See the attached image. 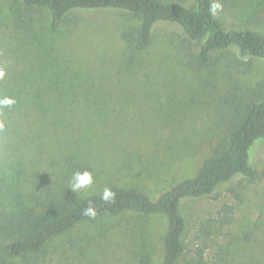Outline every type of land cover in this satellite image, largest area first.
Instances as JSON below:
<instances>
[{
    "label": "rangeland",
    "instance_id": "obj_1",
    "mask_svg": "<svg viewBox=\"0 0 264 264\" xmlns=\"http://www.w3.org/2000/svg\"><path fill=\"white\" fill-rule=\"evenodd\" d=\"M220 3L217 17L226 29L264 32V0ZM138 23L122 9H74L52 29L46 9L0 0V67L6 71L0 96L21 80L33 82L23 71L47 70L72 94L89 95L75 108L86 112L81 119L92 127L93 140L63 155L68 142H62L59 130L23 128L20 114L8 119L0 114V178L10 207L23 193L34 200L23 205H32L69 187L73 163L85 164L84 171L93 175L80 196L118 185L157 198L193 177L221 135L220 94L264 77V59L250 58L248 67L236 71L224 60L225 50L213 52L202 70L183 66L168 42L182 36L176 24L157 23L151 44L137 51L125 36ZM249 153L262 170L264 137ZM181 211L186 228L179 264H264V176L249 183L236 176L210 195L185 200ZM166 227L162 214L125 211L80 224L54 237L29 262L17 259L16 264H160Z\"/></svg>",
    "mask_w": 264,
    "mask_h": 264
},
{
    "label": "trees",
    "instance_id": "obj_2",
    "mask_svg": "<svg viewBox=\"0 0 264 264\" xmlns=\"http://www.w3.org/2000/svg\"><path fill=\"white\" fill-rule=\"evenodd\" d=\"M20 1L26 7L46 9L50 14L52 29L58 28L65 16L74 9L126 10L139 20L130 33L131 37L125 36L137 51L145 50L151 44L157 23L176 24L182 36L176 40L169 37L168 42L174 58L191 70L207 68L212 53L224 50L227 52L223 55L224 60L236 71L248 67L250 58L264 59V32L247 26L226 29L217 16H210V0ZM36 73L23 71V78L32 75L33 82L28 84L21 80L18 88L10 86L5 91L3 96L13 97L16 103L4 108L0 114L7 119L14 113L20 114L23 124L26 123L23 128L38 125L55 132L59 130L62 142H68L60 154L67 152V156H71L84 146L91 145L92 127L81 119L86 112L75 108L89 95L85 92L72 94V91L62 88L59 82L56 83L54 75L47 70H36ZM216 115L221 135L210 146L209 154L195 175L181 180L155 199H150L136 189L113 185L108 188L115 192V202L109 204L100 198L103 190L80 196L71 188L63 187L42 202L32 205H23L26 201H34L30 194L23 193V196L19 195L12 202L14 208L5 199L0 178V264H16L17 259H21L22 263L29 262L28 257L42 251L54 237L80 224L125 211L143 216L164 215L167 227L160 239L163 248L160 264H179L185 251L186 221L181 211L182 203L189 198L210 195L221 183L236 176L247 183L264 176V168L258 170L249 159L251 145L264 137V77L252 86L223 91L218 98ZM84 166L73 163L70 171L73 174L84 171ZM5 187L9 192L8 187ZM10 196L12 198L14 195L10 193ZM89 202L97 209L94 219L83 215ZM18 206L23 209L18 210ZM198 254L201 256L200 250Z\"/></svg>",
    "mask_w": 264,
    "mask_h": 264
},
{
    "label": "clouds",
    "instance_id": "obj_3",
    "mask_svg": "<svg viewBox=\"0 0 264 264\" xmlns=\"http://www.w3.org/2000/svg\"><path fill=\"white\" fill-rule=\"evenodd\" d=\"M223 10V6L220 3V0H210L209 4V14L213 18H215L219 12ZM6 76V71L4 68L0 67V80L4 79ZM16 103V100L11 96H0V111L4 108H10ZM0 127H3V124H0ZM93 183V175L90 171H76L70 180L69 188L73 192H79L81 189L87 188L91 186ZM115 192L108 187L103 189V192L100 196L101 200L106 203H114L115 202ZM83 215L96 218L97 209L89 202V205L83 210Z\"/></svg>",
    "mask_w": 264,
    "mask_h": 264
}]
</instances>
